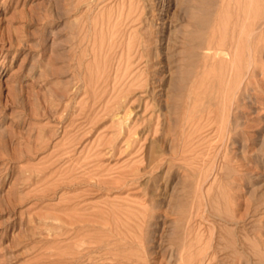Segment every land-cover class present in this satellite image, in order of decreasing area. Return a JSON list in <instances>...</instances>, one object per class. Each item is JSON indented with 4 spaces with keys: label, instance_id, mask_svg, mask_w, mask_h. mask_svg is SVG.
I'll return each instance as SVG.
<instances>
[{
    "label": "rangeland",
    "instance_id": "1",
    "mask_svg": "<svg viewBox=\"0 0 264 264\" xmlns=\"http://www.w3.org/2000/svg\"><path fill=\"white\" fill-rule=\"evenodd\" d=\"M0 264H264V0H0Z\"/></svg>",
    "mask_w": 264,
    "mask_h": 264
},
{
    "label": "bare ground",
    "instance_id": "2",
    "mask_svg": "<svg viewBox=\"0 0 264 264\" xmlns=\"http://www.w3.org/2000/svg\"><path fill=\"white\" fill-rule=\"evenodd\" d=\"M229 2V1H228ZM59 259V258H58ZM54 262H55V260H54ZM61 262V261H60Z\"/></svg>",
    "mask_w": 264,
    "mask_h": 264
}]
</instances>
